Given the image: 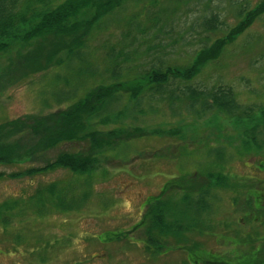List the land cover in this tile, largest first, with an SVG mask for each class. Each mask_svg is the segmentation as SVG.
<instances>
[{
  "label": "rangeland",
  "instance_id": "rangeland-1",
  "mask_svg": "<svg viewBox=\"0 0 264 264\" xmlns=\"http://www.w3.org/2000/svg\"><path fill=\"white\" fill-rule=\"evenodd\" d=\"M258 1L129 0L95 28L86 57L106 75L113 60L109 52L114 55L123 51V73L132 79L130 84L162 60L166 65L189 66L202 47L224 36L238 22L241 5L252 7ZM212 14L219 15L220 24L209 30L205 20ZM3 61L5 58L0 57V64ZM106 81H110L109 77ZM77 82L66 65L33 73L0 93V123L26 114L68 108L84 92L79 91L76 98L60 94L74 90ZM187 85L208 90L219 85L231 86L240 103L264 106V15L192 80L173 79L170 88L180 98L170 100L169 95L156 93L151 97L150 90L142 92L143 112H129L123 125L163 132L119 142L101 154L91 174H76L59 167L30 176H11L31 166H42V158L0 165V250L4 251L0 264H139L138 246H127L123 253L121 242L103 245L95 236L121 233L137 220L144 199L159 193L164 182L176 176L185 183L194 181V189L199 188L195 190L208 188L206 213L201 211L194 220V245L213 248L218 245L215 236L222 232L223 236L249 232L252 223L240 220V206L235 205V201L240 204L245 199L233 192L232 185L237 184L240 175L255 174L246 160L254 155L257 163L264 161V147L244 153L236 122L221 111L202 110L199 103L191 106L182 90ZM133 103L130 95L125 94L111 109L133 107ZM95 120L99 130L118 126ZM168 130L179 131L170 134ZM88 145V141L62 143L46 155L52 160L60 151H84ZM210 173L229 174L231 185H218L216 178H209ZM52 183L64 191L66 201L79 200L77 207L65 209L67 204L59 207L47 201L38 204L34 196ZM175 190L178 188L171 189L164 201ZM105 249L109 255L93 260L94 253ZM185 261L186 256L179 252L161 258L152 255L145 264Z\"/></svg>",
  "mask_w": 264,
  "mask_h": 264
},
{
  "label": "trees",
  "instance_id": "trees-1",
  "mask_svg": "<svg viewBox=\"0 0 264 264\" xmlns=\"http://www.w3.org/2000/svg\"><path fill=\"white\" fill-rule=\"evenodd\" d=\"M128 1L0 0V57L5 58L0 64V93L33 73L59 65H66L78 80L74 90L63 91L60 96L64 93V98L70 95L76 98L79 91L84 92L68 108H59L46 114H26L0 123V165L26 159L42 158L45 161L42 166L14 172L12 177L30 176L59 167L70 169L76 174H91L96 170L101 154L113 149L119 142L162 133L161 129L147 130L140 126L130 129L123 125V119L129 112H143L141 93L150 90L151 97L160 93L169 95L170 100L180 98L170 88L173 79L192 80L209 62L219 58L227 45L264 15V0L252 7L241 5L237 11L238 22L224 36L202 47L189 66L166 65L162 60L143 71L142 77L130 84L132 79L123 73V51L114 52V55L109 52L113 60L106 75L86 57L87 45L95 28L100 27V23L114 11L125 7ZM205 23L209 30L216 29L220 24L219 15L206 16ZM66 80L70 83L69 78ZM182 90L191 106L199 103L204 111L215 109L230 116L240 129L245 148H249L251 143L258 149L264 147L263 105L240 103L231 86L219 85L208 90L187 85ZM125 94L134 100L133 107L111 109V106L120 103ZM96 118L104 124L113 122L118 126L106 131L99 130L95 126ZM172 131L177 133L179 130H168V133L173 134ZM73 141H88L89 145L84 151H60L52 160L46 155V152L60 144ZM208 176L216 178L220 186L229 182V176L221 173H210ZM184 184L192 192L195 191L192 200L195 202L196 218L205 206L204 202L208 206L205 196L208 188L202 186L200 190H195L199 188L194 189L196 184L192 180ZM58 188L56 183H52L40 190L34 196L37 197V203L43 205L47 201L59 207L64 203L67 204L65 209L77 207L79 200L66 201L64 191ZM186 197L187 194L184 199ZM155 207L153 203L155 210L148 218L147 231L172 232L177 219L173 214L159 217L158 208Z\"/></svg>",
  "mask_w": 264,
  "mask_h": 264
},
{
  "label": "flooded vegetation",
  "instance_id": "flooded-vegetation-1",
  "mask_svg": "<svg viewBox=\"0 0 264 264\" xmlns=\"http://www.w3.org/2000/svg\"><path fill=\"white\" fill-rule=\"evenodd\" d=\"M240 141L244 153L258 150L252 143L249 148L244 149L243 139L240 138ZM256 159L257 157L253 155L246 160L249 161V163H246L247 166L255 174L247 177L240 175L237 184L232 185L234 186L233 192L239 193V197L245 199L240 204H237L236 201V204L233 201L232 203L240 206L242 213L240 220L244 219L252 223L249 232L240 233V236H223L224 232H222L219 236H215L218 245L213 248H207L205 244L203 246L194 245L195 202L192 200V189L190 190L183 180L176 176L166 180L159 193L147 196L144 199L139 207V217L129 227H122L123 231L121 233L111 230L114 232L112 236L95 237L103 245L121 242L119 244L123 245V253H126L127 246L129 249H132L133 245L138 246L141 251L139 264H145L146 258L148 260L152 255L155 258H161L169 254L176 256L179 252L186 256L184 264H264V161L257 163ZM225 173L224 175L227 174ZM229 185H231V182H228L227 185L225 182L223 187L226 188ZM176 188H178L177 191L170 193L172 197L164 201L168 192ZM204 189H206V186ZM179 192L181 193L179 194ZM186 194L187 197L184 199ZM153 203L156 205L155 208H158L159 217L173 214L177 219L176 227L173 228L172 232L149 233L147 231L148 218L155 210ZM204 205L202 209L200 208L203 214L206 213L208 208L206 202H204ZM203 224L206 229V218ZM204 233L206 234V230ZM3 252L0 250V254ZM107 255L109 254L105 249L102 252L94 253L92 257L93 260H96L105 258ZM46 258L45 255L43 259Z\"/></svg>",
  "mask_w": 264,
  "mask_h": 264
}]
</instances>
